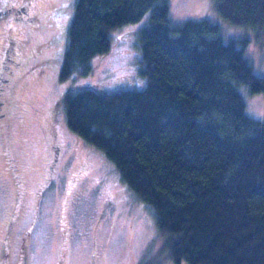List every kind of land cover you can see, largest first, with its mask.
<instances>
[{
  "label": "trees",
  "instance_id": "1",
  "mask_svg": "<svg viewBox=\"0 0 264 264\" xmlns=\"http://www.w3.org/2000/svg\"><path fill=\"white\" fill-rule=\"evenodd\" d=\"M217 6L232 24L264 32V0ZM149 13L139 30L146 87L73 86L61 100L68 126L114 162L124 193L151 206L176 264H264V121L247 112L239 87L264 93V76L246 55L248 38L226 42L206 18L174 24L170 0H76L61 79L88 75L111 31ZM2 109L8 140L15 106Z\"/></svg>",
  "mask_w": 264,
  "mask_h": 264
},
{
  "label": "rangeland",
  "instance_id": "2",
  "mask_svg": "<svg viewBox=\"0 0 264 264\" xmlns=\"http://www.w3.org/2000/svg\"><path fill=\"white\" fill-rule=\"evenodd\" d=\"M75 6L76 0H0V97H7L1 108L15 106L8 140L0 112V264H176L154 210L120 189L114 162L69 128L61 102L82 83L103 84L107 91L146 87L139 30L150 13L112 30L110 50L93 58L88 75L63 80ZM170 16L174 24L206 18L226 42L248 38L246 55L264 76V32L232 24L217 0H170ZM239 87L247 112L264 121V93ZM7 145L24 182L19 209Z\"/></svg>",
  "mask_w": 264,
  "mask_h": 264
},
{
  "label": "flooded vegetation",
  "instance_id": "3",
  "mask_svg": "<svg viewBox=\"0 0 264 264\" xmlns=\"http://www.w3.org/2000/svg\"><path fill=\"white\" fill-rule=\"evenodd\" d=\"M2 108L0 107V110H1ZM1 115H3V116H7L6 115V113H1ZM3 116H1V117H3ZM49 124H51V128H53L54 129V135H55V137H51V142H53V144L55 143L54 142V139L56 138V133H57V130H56V124H55V121L54 120H49ZM49 135V132L47 131V136ZM50 140V139H49ZM7 156V155H6ZM7 169L8 170H10L11 171V173H12V176L14 177V179H15V181H16V179H17V177H18V167H17V164L13 161V162H11L12 160H10V157L9 156H7ZM23 193V192H22ZM19 197H20V195H18ZM17 208V207H16ZM18 209H19V207H18Z\"/></svg>",
  "mask_w": 264,
  "mask_h": 264
}]
</instances>
